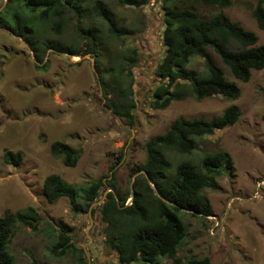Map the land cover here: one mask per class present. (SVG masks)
I'll list each match as a JSON object with an SVG mask.
<instances>
[{
  "label": "rangeland",
  "instance_id": "obj_1",
  "mask_svg": "<svg viewBox=\"0 0 264 264\" xmlns=\"http://www.w3.org/2000/svg\"><path fill=\"white\" fill-rule=\"evenodd\" d=\"M99 1L125 32L122 39L102 35L99 64L106 85L125 80L121 85L127 86L129 78L125 74H131V126L104 106L101 81L89 54L74 57L48 51L47 70L40 72L35 70L24 42L0 27V216L27 207L37 214L36 231L23 226L15 229L9 245L13 264H30L32 259L38 264H75L77 251L59 255L49 252L59 232L58 222L70 228L69 242L82 250L87 264H119L117 254L104 247L98 211L108 189L99 191L98 201L87 213L75 215L64 197L54 203L46 201L43 179L54 174L67 184L86 185L100 178L106 183L113 175L117 189L123 192L131 186L130 169L144 162L143 145L148 139L163 133L178 115L210 119L230 104L241 111L238 121L199 139L190 158L196 161L207 152L222 149L232 159L233 173L222 174L215 189L204 190L212 209L207 220L182 214L188 234L177 256L208 257L211 264H264V69L253 71L246 83L234 80L224 69L227 79L240 89L234 101L221 96L197 101L188 95L162 110L152 109L149 103L153 89L166 83L156 75L165 50L162 4L149 0L144 6L128 7L116 0ZM3 4L0 0V9ZM255 4L256 0H231L225 8L197 1L183 5L204 16L221 12L253 32L258 44H264V31L251 17ZM73 34V27H67L59 40L63 44L70 42ZM50 37L58 36L50 33ZM132 51L135 62L128 64L121 75L119 68H125L123 55L132 56ZM215 61L221 66L217 58ZM202 62L193 57L189 68L202 71ZM109 88L106 87L108 92ZM53 141L80 151L74 167H65L60 159L51 156L49 147ZM5 151L19 153L21 162L15 166L5 164ZM180 159L175 156L173 163ZM129 201L130 198L126 204ZM169 262L164 259L158 264Z\"/></svg>",
  "mask_w": 264,
  "mask_h": 264
},
{
  "label": "trees",
  "instance_id": "obj_2",
  "mask_svg": "<svg viewBox=\"0 0 264 264\" xmlns=\"http://www.w3.org/2000/svg\"><path fill=\"white\" fill-rule=\"evenodd\" d=\"M3 1L0 27L24 42L32 55L35 70H47L45 57L48 51L74 57L89 54L101 81L104 106L113 116L132 125L131 74H125L129 78L127 86L121 85L125 80H120L117 85H106L100 71L102 35L122 39L125 32L117 27L112 13L99 0ZM116 1L128 7H141L149 0ZM159 1L163 11L162 45L165 50L156 67V75L166 83H159L153 89L150 107L162 110L172 101L183 100L188 95L197 101L214 96L227 101L238 99L240 89L227 79L225 70L234 80L246 83L253 71L264 69V44H258L253 32L243 29L221 12L204 16L183 5L186 1H197L225 8L231 5V0ZM251 17L256 27L264 31V0H256ZM87 24L84 28L83 25ZM71 26L73 38L63 44L59 39ZM50 33L58 37L51 38ZM131 53L132 56L123 55L125 68H119L121 75L128 64L135 62V53ZM193 57L202 59V71L189 68ZM240 116L241 111L235 104L228 105L219 116L210 119H187L178 115L163 133L144 143V162L130 169V176L134 177L130 188L123 192L117 189L113 175L106 183L100 178L86 185H70L51 174L42 181V194L48 203L66 198L71 212L77 215L87 213L98 201L99 191L108 189L98 211L103 224L104 247L117 254L119 264H158L164 259L170 260L168 264H211L208 257L177 256L188 234L181 216L188 214L207 220L212 215L204 190L215 189L222 174H232L233 162L230 155L219 148L196 161L190 156L197 150L199 139L232 126ZM49 152L65 167H74L80 157L79 150L61 141H53ZM175 156L181 158L177 163H173ZM2 158L5 164L14 166L22 159L19 153L10 151H5ZM113 167L114 164L111 169ZM129 198V204H126ZM20 226L37 230V214L32 207L6 211L0 216V264H13L9 245L15 229ZM57 227L59 232L49 252L59 255L68 250L77 251L75 264H87L82 250L77 249L74 242H69L67 233L70 228L62 222H58ZM30 264L38 263L32 259Z\"/></svg>",
  "mask_w": 264,
  "mask_h": 264
},
{
  "label": "water",
  "instance_id": "obj_3",
  "mask_svg": "<svg viewBox=\"0 0 264 264\" xmlns=\"http://www.w3.org/2000/svg\"><path fill=\"white\" fill-rule=\"evenodd\" d=\"M133 177H134V176H132V180H133ZM159 197H160V196H159ZM160 198H161V197H160ZM130 199H131V198H130ZM161 199H162V198H161ZM162 200H163V199H162ZM89 209H90V208H89Z\"/></svg>",
  "mask_w": 264,
  "mask_h": 264
}]
</instances>
